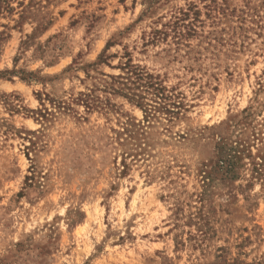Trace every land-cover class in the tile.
I'll return each mask as SVG.
<instances>
[{
  "label": "rangeland",
  "instance_id": "374dc122",
  "mask_svg": "<svg viewBox=\"0 0 264 264\" xmlns=\"http://www.w3.org/2000/svg\"><path fill=\"white\" fill-rule=\"evenodd\" d=\"M189 5L177 46L164 24ZM0 7V264H264V0ZM128 58L172 117L104 88ZM79 92L96 108L34 119Z\"/></svg>",
  "mask_w": 264,
  "mask_h": 264
},
{
  "label": "trees",
  "instance_id": "16d2710c",
  "mask_svg": "<svg viewBox=\"0 0 264 264\" xmlns=\"http://www.w3.org/2000/svg\"><path fill=\"white\" fill-rule=\"evenodd\" d=\"M161 1L163 0H143L145 7L142 15L152 14L156 8L160 7ZM193 8L194 7L192 5H189L186 9H179L178 11H175L171 15L172 20L164 24L165 26L168 25L170 29L169 31L172 32V37L174 38L177 46H179L180 43L184 44V42L181 41L182 39L185 40L186 37L199 35L196 26V22L198 21V11ZM8 9H10V7H8ZM224 12L225 11H222V14H225ZM166 34L167 30L153 29L151 31L150 40L157 41L160 38L163 39ZM107 45H109V43ZM118 67L124 72L125 75L119 74L116 76H111L112 81L104 88H108L113 93L122 95L130 101H133L137 106L143 109L146 117H150L149 113L154 116V114L159 111L168 114L169 117H172L177 112L173 111L170 107H180V102L178 104L175 101L167 102V100L171 99V96L165 93V88L161 86L160 83L156 81V78H154L151 74L145 73L140 65L132 63L131 59L128 58L124 63L119 64ZM136 85L145 86V90L150 89L151 93L153 94V99H151V101L156 104L145 102V96L141 94V91H139ZM90 91L92 90L90 89ZM50 100L54 105L53 112L47 110V108L43 105V99H41L40 104L43 105V107L34 110V119L36 121L41 120L43 122L45 120H49L48 117L53 116L56 112H72V103H80L86 108V110H90L96 108L99 101L97 96L96 98L92 99L90 92H79L77 96H71L70 101H66L64 99ZM145 120L148 121L147 119ZM128 137L132 139L137 138L130 135H128ZM135 145L136 148L140 147L138 142L135 143Z\"/></svg>",
  "mask_w": 264,
  "mask_h": 264
}]
</instances>
